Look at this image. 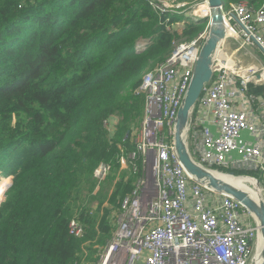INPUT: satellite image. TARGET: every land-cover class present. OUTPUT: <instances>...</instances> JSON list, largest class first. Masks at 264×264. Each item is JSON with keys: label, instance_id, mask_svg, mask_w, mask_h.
<instances>
[{"label": "trees", "instance_id": "obj_1", "mask_svg": "<svg viewBox=\"0 0 264 264\" xmlns=\"http://www.w3.org/2000/svg\"><path fill=\"white\" fill-rule=\"evenodd\" d=\"M244 1L252 8L262 3L222 4ZM184 7L0 0V177L10 179L0 203V264H96L116 227L112 208L119 209L137 178L119 163L135 151L144 114L145 97L134 91L180 39L209 24L208 17L185 16ZM100 163L111 172L97 184ZM72 219L83 226L80 236L69 232Z\"/></svg>", "mask_w": 264, "mask_h": 264}, {"label": "built area", "instance_id": "obj_2", "mask_svg": "<svg viewBox=\"0 0 264 264\" xmlns=\"http://www.w3.org/2000/svg\"><path fill=\"white\" fill-rule=\"evenodd\" d=\"M145 1L159 12L186 5L178 0ZM221 11L228 35L239 37L243 44L257 45L264 53V0L257 8L246 1L227 7L222 4ZM203 16L209 18L210 10ZM183 25L180 21L176 27ZM208 27L192 39L178 41L163 62L143 74L134 91L145 97L144 114L135 132V151L122 154L119 163L120 170L128 169L137 178L132 190L121 198L116 227L100 250L97 264H248L252 258L260 228L258 222L248 223L241 215L253 214L232 196L194 179L181 164L174 145L177 112ZM211 68V80L189 116L186 141L187 145L192 142L188 147L191 157L210 169L257 164L260 147L239 141L243 131L255 133L257 128L248 113L236 107V98L254 80L256 70L248 68L236 88V73L227 60ZM204 118L211 123L204 124ZM107 125L109 128V122ZM110 172L109 164L100 163L93 171L97 184ZM69 232L80 236L82 224L72 219Z\"/></svg>", "mask_w": 264, "mask_h": 264}, {"label": "water", "instance_id": "obj_3", "mask_svg": "<svg viewBox=\"0 0 264 264\" xmlns=\"http://www.w3.org/2000/svg\"><path fill=\"white\" fill-rule=\"evenodd\" d=\"M205 1L210 7L208 34L200 48L190 84L177 112L174 145L181 164L194 179L219 193L232 196L253 214L263 238L261 264H264V201L257 202L244 190L220 181L211 173L212 169L196 163L188 150L186 138L182 135L183 131H187L191 110L197 102L204 85L211 80L212 60L220 42L226 35V26L221 11L222 0ZM230 174L234 175L232 172Z\"/></svg>", "mask_w": 264, "mask_h": 264}, {"label": "crops", "instance_id": "obj_4", "mask_svg": "<svg viewBox=\"0 0 264 264\" xmlns=\"http://www.w3.org/2000/svg\"><path fill=\"white\" fill-rule=\"evenodd\" d=\"M183 27L179 30L183 29ZM254 50L260 51L259 56L253 52ZM225 60L229 62V69L236 73V75H234L235 79L233 80L236 82V88L239 87L241 77L247 75L248 68L256 70L254 80L252 81L251 79L247 83L246 91L236 98V107L246 111L249 121L257 128L255 133L243 131L239 141L247 142L251 145H258L260 147L261 157L257 164H240L242 166L236 167V170L249 171V173L253 175L250 177L256 179L258 184L257 190L264 201V53L257 45L243 44L239 37H233L226 33L225 38L222 39L217 52L214 54L212 64ZM204 119V124L209 125L211 123L210 118ZM116 120V118L111 120V129L112 125H115ZM211 129L216 131V127L213 125ZM187 146L192 147V142H189ZM236 158H238L237 154ZM121 171L129 172L128 169ZM250 181L254 182L253 180ZM244 188V190H250L247 186H244ZM241 216L242 219L248 223L254 224L255 221L257 222L256 218L251 214L242 213Z\"/></svg>", "mask_w": 264, "mask_h": 264}, {"label": "bare ground", "instance_id": "obj_5", "mask_svg": "<svg viewBox=\"0 0 264 264\" xmlns=\"http://www.w3.org/2000/svg\"><path fill=\"white\" fill-rule=\"evenodd\" d=\"M194 12L200 15H204L205 11H208V9L210 10V7L208 5L207 2H205L204 4H201L199 6H197ZM188 129V128H187ZM187 132V131H186ZM186 132L183 131L182 135L186 136ZM211 173L218 178L220 181H223L224 183H228L229 185H232L234 187L240 188L242 190H244V186L241 185V180L242 179H249V180H253L254 182L251 183L253 184L252 188H249L251 190H244L245 192H247L254 200H256L257 202L261 201L262 198L260 197L259 191L258 189V184L255 178H252L250 176H234L231 174H224L221 173L219 171H211ZM236 177V178H235ZM263 259V238L261 236V234L259 235V240H258V245H257V249L256 252L254 254V258H253V264H261Z\"/></svg>", "mask_w": 264, "mask_h": 264}, {"label": "rangeland", "instance_id": "obj_6", "mask_svg": "<svg viewBox=\"0 0 264 264\" xmlns=\"http://www.w3.org/2000/svg\"><path fill=\"white\" fill-rule=\"evenodd\" d=\"M206 1L205 0H202V1H198V2H192V3H190V4H186L185 5V7L183 8V9H185V12L187 13V17L188 18H191V17H197L198 19H200V18H204V16L203 15H200V14H197L196 15V13L194 12L195 10H197V9H195L197 6H199V5H201V4H204ZM182 9V8H181ZM198 11V10H197ZM192 19V18H191ZM178 30L180 29V28H177ZM180 40H182V39H180ZM182 41H184V40H182ZM255 54H257L258 56H259V53H260V51L259 50H254L253 51ZM185 138H186V136H184ZM212 169V168H211ZM212 170H214V169H212ZM215 171H219V170H215ZM221 173H224V174H230L229 172H223V171H220ZM234 176H248V175H235L234 174ZM2 177H0V179H1ZM236 178V177H235ZM110 180H111V178L109 179V182H110ZM9 183H10V179L9 178H6V179H1V181H0V203L4 200V198H5V195H6V189H7V187L9 186ZM251 183H253L252 181H250L249 179H242L241 180V184L242 185H244V186H247V188L249 187V188H252V186H253V184H251ZM107 184V182H103L102 183V186H104V185H106ZM248 188V189H249ZM251 190V189H250ZM108 204H106V206H107ZM112 210H114L115 212H117L118 210H117V208H112ZM116 220H117V214H116ZM257 245H258V242L256 243V245H255V247H254V250H253V255H252V258H250V260H249V263L248 264H253V258H254V254H255V252H256V249H257ZM97 264V263H96Z\"/></svg>", "mask_w": 264, "mask_h": 264}]
</instances>
